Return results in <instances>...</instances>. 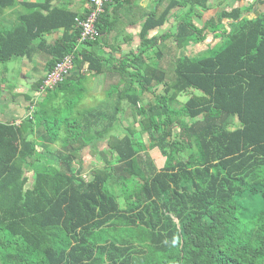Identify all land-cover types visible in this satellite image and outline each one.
<instances>
[{
    "label": "trees",
    "instance_id": "trees-1",
    "mask_svg": "<svg viewBox=\"0 0 264 264\" xmlns=\"http://www.w3.org/2000/svg\"><path fill=\"white\" fill-rule=\"evenodd\" d=\"M151 1L105 3L93 39L79 40L89 6L72 0L24 2L0 29L2 62L59 28L48 69L73 53L41 100L24 95L19 123L0 120V264H264V12L244 15L264 0H225L205 20L196 9L210 0ZM16 3L0 0V12ZM136 23L139 47L116 57ZM208 33L219 42L186 52ZM88 74L104 76L110 108L79 106ZM124 102L138 128L118 137ZM100 139L104 166L84 178L82 150ZM150 148L165 157L160 168Z\"/></svg>",
    "mask_w": 264,
    "mask_h": 264
},
{
    "label": "rangeland",
    "instance_id": "rangeland-1",
    "mask_svg": "<svg viewBox=\"0 0 264 264\" xmlns=\"http://www.w3.org/2000/svg\"><path fill=\"white\" fill-rule=\"evenodd\" d=\"M250 3L251 1L248 0ZM218 7L216 9H211L209 11H203L200 15L203 20L209 18L210 16H215L217 11H219ZM264 12V4H260L257 9L253 12V16H256L260 13ZM200 22V21H199ZM224 23H227V21L224 19ZM217 40V39H216ZM207 49V45H198V46H191L189 49L186 50L187 53L190 54H196V53H202L204 50ZM198 55V54H196ZM22 57H17L11 60H8L6 62H1L0 61V83H2V86L5 85H22L26 88H31V85L26 82V78L23 77L25 68L22 65ZM31 67V66H27ZM8 69V71H7ZM5 70V71H4ZM32 70H29L26 72V77L29 78L32 77ZM25 76V75H24ZM88 78V76H87ZM104 82V76H97L95 80H92L91 78H88L84 85L86 86V90L84 92V99H82V102L80 103L79 106H84V107H90V106H98V105H103L104 102H107L108 108H110V105L113 103V99H109L107 101V92L103 91L102 89L98 90V86L101 84L103 85ZM15 87L12 88V91L4 90L5 92L3 93L1 91L0 96V118L2 120H12L13 118L20 119V115L26 112L25 106L28 104V101L24 99L22 96L18 95L19 93L15 92L14 89ZM12 92L15 94L13 95ZM187 94H182L180 96L181 100H185L187 98ZM43 95L39 97L42 98ZM153 94L152 93H146L144 94V99L143 102H153ZM37 100V101H38ZM23 105V108L19 107V105ZM124 107V112H123V117L121 120V123L123 126L120 124V127L117 130V135L118 137H121L126 131L125 127L129 124H133L134 127L138 128L137 123L134 121L135 116L132 113L131 108L128 106L126 102L123 103ZM7 114V115H4ZM6 116H12L10 119H7ZM136 135L139 136V132H136ZM143 140H147L146 134H141ZM57 144H54L52 147H56ZM107 144H106V139H100L93 147H85L82 150V157H83V162H84V167L81 172L82 176L84 178L90 177L92 171L96 168H102L104 166V159H103V152L106 150ZM148 156L153 160L154 164L156 165L157 168H160L165 160V157L163 154L159 151L158 148H150L148 149L147 152ZM25 174L29 177L28 183L31 184L32 182V172L30 169H27ZM129 183L134 186V183H136V178H131Z\"/></svg>",
    "mask_w": 264,
    "mask_h": 264
},
{
    "label": "crops",
    "instance_id": "crops-1",
    "mask_svg": "<svg viewBox=\"0 0 264 264\" xmlns=\"http://www.w3.org/2000/svg\"><path fill=\"white\" fill-rule=\"evenodd\" d=\"M46 1H47V3H50L51 6H61L60 5L61 3H64V4L67 3V0H17L16 5H14L12 7L5 8L0 12V29H2V30L10 29L11 27H13L18 22L20 15L23 14L24 12H26V9H27L23 5L24 2H32V3H36V4H42ZM250 1H251L250 3L253 2V0H250ZM140 3L144 7H147V8L152 7V1L151 0H140ZM225 3H226L225 0H210V5L212 4V7H210L206 11H209L211 9H216V7H218V9L221 10V8L225 5ZM231 5H233V6L249 5V2H248V0L243 1V2H238V1L233 2L232 1ZM69 7H78V9L86 10L88 7V1L87 0H72V3L69 5ZM196 10L200 14L203 12V10H201L199 8ZM220 10L217 11V13L215 15H217L220 12ZM255 10H256V5L253 6V8L250 12H246V13H244V15H248V16L253 17L252 14ZM139 26L140 25L138 23H136L134 25H130L129 27L126 28V30L122 34H120L118 36V40L121 43H120V52L115 53L116 57L119 56L121 53H127V52H130L132 50L136 51V49L139 47V41H140V38L138 36ZM62 32H63L62 29L59 28V29L52 30L48 33H45L44 35L37 38L32 43L31 53L29 55L19 56V57H22V59H23L22 65L24 67H26L25 72H24L25 76L23 75V77L26 78L27 80L32 81L31 83H28V84L31 85L38 80H41V82H42L43 78L46 76L47 72L49 71V69L47 67V62L51 58V56L49 54V49L47 46H49V45L51 46L57 39H59L62 36ZM157 32H158L157 29L152 30L150 35H153ZM121 39H123V41ZM219 40H220V38H215L212 35V33H208L207 38L203 42L196 43V44H190V45H188L187 49H189L191 46H198V45H203V44H206L207 47L213 46L216 42H219ZM14 58H17V57H12L9 60L14 59ZM27 66H31V67L29 68ZM29 70H32L33 74H32V77L29 76V78H28V77H26V72H28ZM7 71H8V69H7ZM87 76H88V78L95 80V78L98 75L88 74ZM41 82H40V85H41ZM2 85L3 84L0 83V89L4 93L5 92L4 90H7L8 86H10V85H5V86H2ZM40 85L37 89H33V87H31L29 89V88H26L22 85H16V87H15V85H13V86L15 87L14 91L19 93L18 95L22 96L24 99H26L24 95L28 94V95H32V97L36 101L39 99V97L41 95L44 96L45 92L47 91V90H45V91L41 92L40 91ZM98 87H99L98 90L102 89L104 91L106 86L104 84L103 85L100 84ZM12 94L15 95L13 92H12ZM0 96H3V95H0ZM41 99L42 98H40V100ZM28 104H29V101H28ZM19 107L23 108L24 106L23 105L21 106V104H20ZM25 108H26V106H25ZM23 110H24V108H23ZM26 113H27V110H26V112L24 111V113L22 115H20V119L23 116H25ZM0 115H2V114H0ZM4 115H7V114H4ZM11 117L12 116H6L7 119H10ZM20 119L13 118L12 120H9V121H15L16 123H19ZM0 120L1 121H8V120H2L1 118H0Z\"/></svg>",
    "mask_w": 264,
    "mask_h": 264
},
{
    "label": "built area",
    "instance_id": "built-area-1",
    "mask_svg": "<svg viewBox=\"0 0 264 264\" xmlns=\"http://www.w3.org/2000/svg\"><path fill=\"white\" fill-rule=\"evenodd\" d=\"M112 0H89V12L84 18L78 20L80 31L79 40L95 38L97 31L94 25L95 19L103 8L104 4ZM73 67V53L64 55L56 61L52 68L49 69L46 76L43 78L40 91L43 92L48 88H53L57 83L62 81Z\"/></svg>",
    "mask_w": 264,
    "mask_h": 264
},
{
    "label": "water",
    "instance_id": "water-1",
    "mask_svg": "<svg viewBox=\"0 0 264 264\" xmlns=\"http://www.w3.org/2000/svg\"><path fill=\"white\" fill-rule=\"evenodd\" d=\"M241 17H242V16H241ZM241 17H240V18H241ZM240 18H239V19H240ZM228 21H230V20H228ZM26 82H27V83H31L32 81H30V80H26Z\"/></svg>",
    "mask_w": 264,
    "mask_h": 264
}]
</instances>
